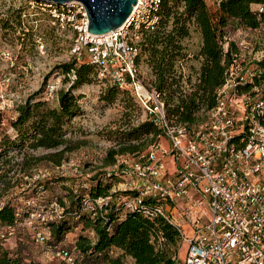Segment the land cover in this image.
Instances as JSON below:
<instances>
[{
	"label": "trees",
	"instance_id": "trees-1",
	"mask_svg": "<svg viewBox=\"0 0 264 264\" xmlns=\"http://www.w3.org/2000/svg\"><path fill=\"white\" fill-rule=\"evenodd\" d=\"M32 2L36 9L40 6L47 8V15H43L46 22H56L51 16V8L45 6L47 3ZM25 12L20 10L4 17L2 28L12 32L23 45H34L39 37L38 30L49 29L47 34L53 36L54 27L50 29L49 25L36 23L34 28L28 24L29 15ZM158 17L154 31L144 33L138 64H144L149 70L151 79L145 83L152 85L164 100L167 122L191 129L203 123L215 108L217 91L225 84L235 56L240 54L235 42L226 47L225 37L230 36L229 29L236 26L249 31L259 30L264 25V0H220V3L161 0ZM37 20L35 18L34 21ZM20 31L21 36H18ZM195 35L199 39L198 44L193 42ZM241 65L246 71L262 72L254 77L252 83L242 87L243 92L252 94L264 82V60L255 66H249L243 60ZM53 73L62 75L63 82L69 84L67 89L57 92V105H50L43 97L48 75L38 92L17 105V116L10 122L11 133L4 130L1 134L0 189L4 188L5 192L11 188V181L18 170L32 178L31 170L36 162L49 159L60 165L67 153L79 149L80 145L70 138L73 120L83 115L80 102L84 97L76 92L99 82L102 85L99 102L103 107L119 103L122 109L115 126L98 133L102 140L111 144L102 159L104 170L92 177L91 182L82 181L81 186L86 189L84 193L80 191L79 184L84 175H73L77 179L75 188H65L69 192L66 195L70 205L68 209L63 197L48 203L59 204L63 209L62 218L42 222L37 217L40 225H36V217L32 219L30 229L34 232L35 241L46 244L54 258L67 264H176L175 248L181 242L179 231L162 216L152 217L144 212L159 206L161 201L143 197L134 189L117 190L121 182H115L120 178L129 181L127 169L134 163L147 160L149 149L157 145L159 137L164 134L163 127L155 125L154 117L130 89L100 77V68L86 59L77 61L74 58L57 65ZM142 113L145 114L143 120ZM39 150L52 153L45 158L36 157L33 161L31 152ZM124 155H130L137 161L107 171V167L115 166L118 157ZM18 157L22 160L20 163L15 162ZM52 180L37 181L38 185L33 190L38 194L46 193L48 189L44 183L49 187L54 184ZM2 197L0 191V203ZM137 198L141 199V205L134 210L127 209L125 202ZM33 214L25 213V218H22L11 201L0 204V238L4 239V243L0 241V264H40L27 253L6 245L17 229L28 226ZM69 219L81 227L74 247L77 259L69 250L48 242L46 235L49 232L56 243H62L73 229ZM39 234L44 238L42 242L37 240ZM61 251L68 253L72 261L57 257Z\"/></svg>",
	"mask_w": 264,
	"mask_h": 264
},
{
	"label": "built area",
	"instance_id": "built-area-1",
	"mask_svg": "<svg viewBox=\"0 0 264 264\" xmlns=\"http://www.w3.org/2000/svg\"><path fill=\"white\" fill-rule=\"evenodd\" d=\"M160 4L137 0L127 24L100 37L88 32V14L81 3L45 6L51 8L55 23L73 32L71 56L87 59L100 68V77L130 89L155 125L163 127L159 138L167 139L169 147L160 142L152 146L145 162L127 169L125 186L161 201L144 212L176 227L181 243L188 246L184 264H264V96L242 91L262 72L246 71L241 65L243 43L225 37L226 47L235 42L240 54L217 91L215 108L194 128L169 124L164 100L146 85L138 64L144 33L156 28ZM259 58L264 60V55ZM50 89L53 93L55 87ZM75 174L83 175L78 170ZM125 205L134 210L141 199ZM46 209L39 216L42 222L62 218L58 203ZM35 217L27 222L29 227ZM37 240L44 238L39 234ZM56 256L72 261L63 251Z\"/></svg>",
	"mask_w": 264,
	"mask_h": 264
},
{
	"label": "rangeland",
	"instance_id": "rangeland-1",
	"mask_svg": "<svg viewBox=\"0 0 264 264\" xmlns=\"http://www.w3.org/2000/svg\"><path fill=\"white\" fill-rule=\"evenodd\" d=\"M32 1L0 0V139L4 130H9L8 132L11 133V129H9L10 122L17 116V105L23 103L28 96L38 92L44 85L45 78L48 75L50 77L47 80L43 97L50 105L56 106L57 92L60 89L69 87L68 83L63 82L64 77L62 75L52 74V71L57 65L74 60L70 54L74 34L66 26L61 27L58 23L46 22V17L43 15L46 13L45 9L47 8L40 6V9H36V4ZM20 10H26L25 13L29 15L28 24L34 28H36V23L49 25L50 29L54 27L53 36L47 34L49 29L47 31L45 29L43 32L38 30L39 37H37L34 45L30 43L20 44L12 32L5 31L2 28L3 22H1L4 17ZM35 18L38 19L37 22L34 21ZM21 33L20 31L17 35L21 36ZM229 35L236 42L243 43L241 47L243 60L249 66H255L260 59L259 57L264 55V25L256 31L244 30L234 26L229 29ZM198 41L199 39L195 35L193 42L198 44ZM42 46L43 48H41ZM140 72L145 82L151 79L149 70L142 63ZM98 83L84 86L76 92V94H81L84 97L80 102L83 115L73 120V135L70 138L74 143L80 145L79 149L67 153L65 160L60 165L49 159L36 162L35 167L31 170L32 178L18 170L15 175L13 174L11 188L5 192L4 188L0 189L3 194L1 205L6 201H11L20 211L22 218H25L23 217L25 213H35V223L40 225V218L37 217H41L47 210L44 206L48 205L52 199L66 198V195H69V192L65 190L66 187L70 190L72 187L75 188L77 182V179L73 177L75 170L84 175V178L79 179L82 193L86 191L85 187L81 186L82 181L91 182L92 177L97 176L102 169L104 170L102 159L107 150L110 149L111 144L102 140L98 133L106 128H113L120 119L122 109L119 103L114 106L103 107L99 102L102 85ZM51 87H55L53 93H50ZM252 95L255 97L264 96V82L252 91ZM141 119H145L144 113H142ZM31 153L34 157L33 161H35L36 157L45 158L52 152L39 150ZM21 161V158H15L16 163ZM135 161L137 160L130 155H124L118 157L115 166L106 169H108L107 171L116 170L119 165L132 164ZM49 178L53 179L52 183L54 184L48 187V184L44 183L48 189L46 193L38 194L33 190L38 185L37 181H45ZM133 180L137 182V179ZM115 182L116 184L121 182V185L116 187L117 190L127 188L125 184L128 180H125V178H120L119 181ZM64 202L65 207L68 209L70 206L68 199L66 198ZM68 221L73 229L67 234L62 243H56L49 232H46V235L48 242L58 244L61 249L69 250L73 254V258L77 259L78 255L74 247L78 235L81 234V227L73 219ZM0 241L4 243V239L0 238ZM6 245L27 253L31 259L40 264H67L62 259L54 258L51 252L48 251L46 244L37 243L34 232L29 226L24 225L17 229L16 233L8 238ZM187 248V244L178 243L175 248L177 254L176 264H183Z\"/></svg>",
	"mask_w": 264,
	"mask_h": 264
},
{
	"label": "water",
	"instance_id": "water-1",
	"mask_svg": "<svg viewBox=\"0 0 264 264\" xmlns=\"http://www.w3.org/2000/svg\"><path fill=\"white\" fill-rule=\"evenodd\" d=\"M59 6L81 3L88 14V32L95 36H106L126 25L137 0H33Z\"/></svg>",
	"mask_w": 264,
	"mask_h": 264
},
{
	"label": "crops",
	"instance_id": "crops-1",
	"mask_svg": "<svg viewBox=\"0 0 264 264\" xmlns=\"http://www.w3.org/2000/svg\"><path fill=\"white\" fill-rule=\"evenodd\" d=\"M160 143H161V145H162L163 147H169V145H170V143H169V141H168L167 139H162V140L160 141ZM168 161L171 162V158L168 157Z\"/></svg>",
	"mask_w": 264,
	"mask_h": 264
}]
</instances>
